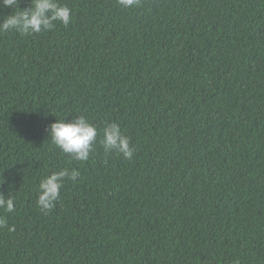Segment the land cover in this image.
I'll list each match as a JSON object with an SVG mask.
<instances>
[{"label": "trees", "instance_id": "16d2710c", "mask_svg": "<svg viewBox=\"0 0 264 264\" xmlns=\"http://www.w3.org/2000/svg\"><path fill=\"white\" fill-rule=\"evenodd\" d=\"M60 3L67 26L0 33V264H264V0ZM78 115L84 162L48 133ZM110 122L131 159L100 143Z\"/></svg>", "mask_w": 264, "mask_h": 264}, {"label": "clouds", "instance_id": "9594fccd", "mask_svg": "<svg viewBox=\"0 0 264 264\" xmlns=\"http://www.w3.org/2000/svg\"><path fill=\"white\" fill-rule=\"evenodd\" d=\"M118 2L124 8H131L138 3V0H118ZM0 7L13 9L10 14L0 18V33L15 30L21 34H35L51 30L57 21L65 26L71 21V9L60 3V0H31L29 8L19 11H16L18 0H0ZM48 133L52 143L61 152L69 154L74 160L84 162L88 160L93 150L98 130L84 116L78 115L70 121L57 118L50 124ZM102 133L100 143L106 152L115 150L126 159L132 158L133 148L130 140L121 132L118 123H107ZM79 174L77 169L64 168L43 177L37 190L36 203L39 209L41 211L51 210L60 196L65 180L75 181ZM3 183L2 179L0 184ZM0 209L7 212L15 210V199L11 194L6 197L0 193ZM5 226H7L6 219L0 217V227ZM13 230L14 226H9V231Z\"/></svg>", "mask_w": 264, "mask_h": 264}]
</instances>
